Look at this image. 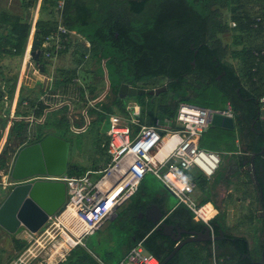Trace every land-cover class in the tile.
Wrapping results in <instances>:
<instances>
[{"label":"trees","instance_id":"obj_1","mask_svg":"<svg viewBox=\"0 0 264 264\" xmlns=\"http://www.w3.org/2000/svg\"><path fill=\"white\" fill-rule=\"evenodd\" d=\"M126 3L129 4V8ZM21 4V14L0 11V52L22 55L26 49L30 29L27 21L29 15L27 8L31 5V0H22ZM56 7L57 0H42L40 11H47L49 17L44 20L39 17L36 21L35 37L40 41L57 26L58 19L55 18L54 10ZM225 10L229 12L230 22H234L235 26H231L224 20ZM115 16L124 17L127 22L116 21ZM163 17L169 19L188 17L190 25L175 36L167 38L161 35L162 31H160L163 28L160 19ZM60 18L66 28L75 31L90 44L89 49H86L89 54L87 55L96 61L105 59V67H110L117 75V77L112 75L109 83L111 90L106 94L110 96L109 102L103 100L87 109L86 115L91 118L89 121L91 127L102 126V123L107 122L108 115L114 112L125 115L124 101L126 99H121L116 95L121 83L152 87L151 85L157 83V77L166 79V90L160 95L168 96L166 103L161 102L154 95L148 104L144 101L145 96H149L147 94L128 96L134 98L140 106L145 107L147 122L153 121L157 113L165 117H173L181 102L192 104L194 98L209 102L212 100V89L217 88L219 94L223 96L224 104L229 100L236 113V130L240 140L244 136L249 138L245 148L241 150L243 155L237 157L238 168L243 169L246 164L252 162L257 180L264 188V152L260 153L264 147V117L259 116V98L264 95V63H262L264 60L256 63L257 57L254 55V51L261 48V38L264 35V0H151L150 4L147 0H125L123 7L120 5V0H64ZM231 31L237 33L233 35V45L242 44L239 50H229L228 46L225 50V47L221 45L219 35ZM156 34L158 40L154 42L151 37ZM243 35L257 38V43H243ZM176 40H181L180 47L175 45ZM1 46L7 48L2 49ZM144 51L147 53L146 60L140 58ZM227 52H230L231 57L239 58L236 66L223 60ZM83 55L87 56L85 52ZM192 61H195V66L192 65ZM39 62L45 64L46 61L40 58ZM76 72L75 68L68 69L66 72L68 74L62 82L74 78ZM189 74H197L196 85L188 81ZM217 76H221L220 81ZM88 89L90 93L95 92L94 85ZM13 90L14 85H5L4 91L0 87V101L5 95L9 98ZM67 107L49 112V114H56V116L59 114L57 118L64 119L65 114L60 112L67 111ZM202 107L210 108V106ZM45 108L46 106L41 102L35 108V116L42 115ZM219 108L221 107L216 106L212 109ZM15 114L16 116L26 115L17 111ZM5 120L3 118L0 121V138L6 125ZM23 128V122L14 121L9 131V134L13 133L19 138L20 143H22L20 138L23 136ZM48 133L36 134L29 143L40 140ZM231 133L233 136L230 135ZM222 136L215 132L205 134L202 136L201 146L205 147V142L217 143ZM225 137L226 140H230L226 146L233 142V146H228L226 149L238 151L234 143V131L226 130ZM9 141L11 140L7 138L6 143ZM252 155L253 159H251ZM0 168H8L5 150L0 153ZM86 169L68 162L65 174L78 176ZM194 180L200 188L208 181L203 174H199ZM210 224L215 234L223 229L217 216L211 219ZM204 225L200 224L199 228ZM161 240L158 231H154L142 240L144 248L154 254L159 259V263L174 247V243L171 242L169 250H161L163 244ZM13 242L19 252L26 244L22 239H13ZM137 242H133L130 248ZM217 246L226 248V252L215 249L217 264H258L254 262L256 250L249 247L247 239L243 236L225 234L223 240L217 241ZM263 246L264 244L261 249ZM195 253L194 250L189 251L188 260L192 261ZM182 260L181 252H179L165 264H173V261L180 264ZM58 264L102 263L92 255L87 245H78L69 252L64 261ZM200 264H208V259H203Z\"/></svg>","mask_w":264,"mask_h":264},{"label":"built area","instance_id":"obj_2","mask_svg":"<svg viewBox=\"0 0 264 264\" xmlns=\"http://www.w3.org/2000/svg\"><path fill=\"white\" fill-rule=\"evenodd\" d=\"M41 1L31 0L28 7L30 9L37 5L34 18L29 21L26 44L30 43V46L32 37L35 36V24L38 19L36 16ZM63 3L64 0H57L59 13ZM230 25L235 26V23L231 21ZM73 33L75 31L66 28L58 19L56 28L39 43L40 58L45 61L55 60L70 45ZM261 43V48L254 51L256 63L264 60V35ZM27 48L28 45L25 55L28 54L30 59V47L29 50ZM252 70L254 71L255 67ZM1 89L5 90L3 86ZM4 99H7L6 95ZM259 104V116L263 118L264 95L259 98ZM125 110V115L109 114L108 127L101 130L106 138L103 146L108 157L104 165L88 168L78 176L36 175L25 180L63 181L66 185V201L36 232L22 228L21 239L26 244L15 257L13 264H58L64 261L73 248L83 245L85 236L100 228L114 215L118 207L137 192L147 173H152L158 178L174 195L178 205L186 207L196 221L204 223L212 230L210 221L214 218L216 210L209 202L199 203L195 200L196 185L189 173L192 168H198L209 179L219 168V154L200 148L199 140L210 126L214 113L220 112L222 115L233 117L231 104L228 102L226 109L215 110L181 102L173 117H165L163 120L158 118L150 124L141 121L139 105L128 106ZM87 124L72 125V129L83 132ZM5 140L1 142V146ZM18 183L20 182L11 179L5 185ZM208 204L211 205L209 211H202ZM53 217L56 219V222H53L55 227L49 224ZM118 264H159V259L146 251L142 242H138L123 255Z\"/></svg>","mask_w":264,"mask_h":264},{"label":"crops","instance_id":"obj_3","mask_svg":"<svg viewBox=\"0 0 264 264\" xmlns=\"http://www.w3.org/2000/svg\"><path fill=\"white\" fill-rule=\"evenodd\" d=\"M227 13H229V12L227 11ZM225 15H226V10L223 12V16H225ZM232 34L234 35L237 33L233 32ZM242 39H243V43H245V44L246 43L247 44H254V43L256 44L257 43V40H256L257 38L256 39L253 38L250 41L249 35H243ZM221 45L223 47H225V50H226V45H224V44H221ZM232 45H233V43H232ZM233 46H234L233 50L234 49L239 50V49H241L242 44H238L237 46L233 45ZM29 47H30V43L28 44V48H27L28 50H29ZM1 48L4 49L7 47L1 46ZM66 51L61 52L57 56V58L53 61H46L45 64H43V62H39V64L41 63L43 65V70H41L39 68V64L35 60H33L32 58L28 59V54L25 55V51L21 56L9 54V53H5V52H0L1 85L3 86V88H5V85L6 86L14 85V90L12 91V94H10L9 98H7L8 99V101H7L8 105H6L7 107H6L5 111L1 112L2 114H0V121L3 120V118H5L7 113H9V115H13V117L11 118V122L9 123V126L7 127L9 129V131H10V128L13 125L14 121H21L24 123L23 136L20 138V139H22L21 140L22 143H20V144L29 143V141L37 134V128L36 127L39 126L40 124H42L43 117L45 115L49 114V112L56 111V110L58 111L61 108L68 106V104H67L68 102L71 103V111L68 110L66 113L70 119V122H73L76 126H79L82 124L86 125L87 120H88V124L86 126L85 131L88 129L87 127L90 126L89 121L91 120V118H89L87 115L84 116V111L92 100H94L100 96L99 93H97V91L94 93H90L89 89L85 88L83 83H81L77 74L71 80H69L67 82H62L64 80V77L67 76L68 73H66V72L69 68H60V69L58 68L57 69V76H55L54 74H51L49 72V66L52 68L54 66L55 62H58V60H60L58 58L62 57L61 55L63 53H66ZM227 53L228 54H225V56L223 58L224 61L229 62L226 58V55H228V57H230L234 61H239V58L231 57L230 52H227ZM8 57L10 59H8ZM13 57H17V58H15V60H18L16 62L17 67H14L13 68L14 71L10 72L9 70H11V69H7L5 67V65L7 64V61L11 60V58H13ZM191 63H194V61H192ZM192 65L195 66L194 64H192ZM8 72H10V73H8ZM11 74H13L14 78L12 77L11 80L5 79V78H8V76ZM217 79L219 81L221 80L220 78H217ZM159 84L160 83L157 82L156 84L151 85L152 87H147V86L146 87H140L139 85L134 86V87L153 89V88L162 86ZM163 85H166V84H163ZM131 86H133V85H131ZM144 95H146V94H144ZM105 96H103L98 102L103 101ZM130 97H134V96H130ZM7 99L3 98L4 101H6ZM3 100H2V102H3ZM41 102L43 105L46 106V108H45L43 114L37 117V116H35V108H37V106ZM98 102H96L93 105L88 106V108L96 105ZM228 102L231 104V102L228 100L224 104V107H221V108L215 109V110L226 109ZM78 103L83 104L82 108L80 110H77V111L73 110V109H75L74 106L75 105L77 106ZM134 105H139V104L137 102ZM231 107H232V104H231ZM69 108H70V106H69ZM16 111L22 113V115H25V114L26 115L25 116H16V114H15ZM232 111H233V118L235 119L234 129H232V131H234V134H235L234 143H235L238 151H232L231 149L230 150L226 149V147H228V146L229 147L233 146L230 143H228V146H226V137L224 138V135H226V130H231V129H226L223 127L210 125L208 127L209 130L207 128L206 131L203 132V135L211 133V132H215V133H218V135H221V136L223 135V136L220 140H217V143L205 142V144H206L205 147H202L201 143H202V136L203 135H201L200 140H199V147L202 149H209L210 151L216 152L219 155L223 156V158L221 159L219 168L216 170V173H214V176L212 175L213 177L211 176L209 179H207L208 180L207 183H205L201 188L198 187L197 182H196V180H194V178H196L199 174H202V172L198 168H192L190 170L189 174H190L191 179L195 182V185H196V187L194 189L195 200L199 203H203L206 201V202L211 203L214 206V209L216 210V214L214 217H216V216L219 217V220L221 221V224L223 226V229H221L222 233L223 234H231L233 236L245 237L248 241L249 247L251 248L250 241L246 235H243L242 233H240V235H235L231 232L232 227H229L231 225H229V224H228V226L226 225L227 224L226 223V219H227V215H226V182L229 180V177H231V174H232L231 168L236 167L238 170H242V168H238V161H236V163H233L234 165H231L226 171V156H227V158H229V157L233 158L234 157L235 159H237L238 155H241V154L243 155V152L240 149L239 133L236 130L237 129L236 113L234 112L233 108H232ZM57 116H59V114H57ZM86 117H88L89 119H87ZM140 118H141V121L145 124H150L155 119H158V117L156 116L153 121L147 122V119L143 118L142 111H141ZM5 128L6 127H4V130H5ZM102 128H103V125L100 127H97V126L91 127V129H93V130H91V132L96 131L94 138H93L95 146H96V152H97V154L94 155L93 158L95 157L96 158L95 160L99 162V164L96 165V167L104 165L108 160L107 154L105 152V147L103 146L105 144L106 140H105L104 135L101 132ZM85 131H83V132H85ZM4 138H6L5 135H4ZM1 139H2V137H1ZM1 139H0V141L2 142ZM247 141H249V138H247ZM1 147L2 146L0 143V149H1ZM251 159H253V158H251ZM251 163L246 164L244 167H250V171L252 172L253 163L252 164ZM92 167H95V166L93 165ZM85 168L88 169L89 167H85ZM233 171H236V170H233ZM251 172H250V176H251L253 184H254V189H255V192L257 195V199H258L257 203H258L259 202V196H258L257 191H258V185L260 183L258 180H257L258 184L255 183L254 175H253V173L251 174ZM218 173H220L219 174L220 176L218 175ZM255 176L257 179L256 172H255ZM144 179H145V176L142 179L137 192L128 201H126L123 205L118 207L116 209L114 215L109 219V220H114L117 217L121 216L120 218L122 221V230L127 231V233L124 235V237L122 239H120L118 241V243H115L113 239H110L108 241L106 249L104 250V252L100 256H98V254H95L93 249L90 248L92 255L100 263H102V264H113L115 261H117V264H118L119 260L130 249V245L133 242H135V241L142 242L143 239H146L151 233H153L154 231L152 230L153 229L152 219H154L157 215V211H156L157 207H160L164 211V214H165L164 217H166L165 219L168 220L169 224L184 226L185 228L194 229L197 231L201 230L199 228V225L204 224V223L196 221L193 218L192 213L186 207H184L182 205H178L177 200H176L175 204H172V201L170 199L171 193L164 187L163 184H162L163 189H159L157 191L150 190L149 187H146V188L144 187V184H143ZM160 183H162V182L160 181ZM142 190H143L142 198H140L139 196H140V193ZM259 191H262V201H263V190L260 189ZM218 192H219V195L215 196V194ZM171 195L174 197L173 194H171ZM263 203H264V201H263ZM255 209H256V215H257L256 217H258L259 219H261L264 222V216H260L257 214V206ZM106 222L102 226H105ZM100 228H98L97 230H99ZM162 230H164V229H162ZM162 230L158 231L159 236L162 239L161 242H163V244L161 243L162 244L161 250L167 251V250H169V247H170L169 245L173 241H172L171 235H168L166 233V231L163 232ZM263 231H264V226H263L262 232H261V242L258 245V247L256 249L255 256H254V258H255L254 262L258 261L260 259L261 251L264 248V246H263L261 249V246L264 244V232ZM211 232L214 235L213 228H212ZM91 234H89V235H91ZM89 235H87L83 238V240H82L83 245H86V242H84V240ZM183 237H186V235H183ZM97 244H100V242L98 241ZM174 246H175V243H174ZM215 249H216V246H215L214 240L211 242L210 241H194V242H190V244H187L185 246L183 245L178 250V252H176V253L181 252L183 260L180 261V264H200L203 259H208V264H211L214 262L217 264L216 258H215ZM191 250H194L196 252L195 253L196 255L192 261H190V259L188 260L189 251H191ZM176 253H175V255H176ZM174 256L172 258H174ZM172 258L169 260H172ZM177 263L178 262L173 261V264H177Z\"/></svg>","mask_w":264,"mask_h":264},{"label":"rangeland","instance_id":"obj_4","mask_svg":"<svg viewBox=\"0 0 264 264\" xmlns=\"http://www.w3.org/2000/svg\"><path fill=\"white\" fill-rule=\"evenodd\" d=\"M22 0H0V11H9L16 14H21L22 12ZM40 6L38 8V13L36 16V19L40 17L41 20L47 19L48 13L47 11H40ZM37 6V5H36ZM33 7L27 10L29 11V15L27 17V21L31 22L35 15V10L37 7ZM55 10V18L60 19V13L57 9ZM31 14V15H30ZM224 20L230 23L229 19V13L226 12V15L223 16ZM25 19V17H24ZM30 19V20H29ZM37 19V20H38ZM233 32H228L223 35H219V39L221 41V44H224L228 46L229 49H233L234 46L232 45L233 41ZM71 42L69 45V48L67 49L66 53H63L58 59V62H55L54 66L51 68L49 66V72L51 74H54L57 76V69L59 68H75L77 70V76L81 83H83L85 88H89L92 85L95 87V92L99 93V95L103 94L106 85L107 80L110 83L112 80V75L116 76V73L113 69H110V67H107L106 70L103 67V61H96L95 59L88 56V50L90 47V44L78 33L71 34ZM253 39V37H250V41ZM28 45V44H27ZM86 53V57L83 55V53ZM21 56V54L19 55ZM17 57L11 58V60L7 61V64L5 67L9 70L14 71L13 68L17 67V61L15 60ZM227 60L229 63H232L234 66L238 64V61L232 60L228 55H226ZM8 59H10L8 57ZM2 61V60H1ZM5 64V63H4ZM8 72V73H10ZM107 73V80L105 78V74ZM13 74L9 75L8 78L5 79H12ZM14 78V77H13ZM187 79L192 85H196L197 74H189L187 76ZM160 81V82H159ZM156 82L160 83L159 85H162V83H166V79L164 77H157ZM140 83V82H139ZM158 85V86H159ZM2 87V85H0ZM5 89V88H4ZM110 88L107 93L110 92ZM212 100L209 102H203L202 99H196L194 98L193 103L195 105L199 106H210V109L214 107H224V99L223 96L219 94L217 88L212 89ZM161 93L156 96L161 102L166 103L168 101V96H160ZM112 96V95H111ZM151 96V95H149ZM149 96H145L144 101L146 104L150 103L152 101ZM109 94L108 96H105L103 99L106 102H109ZM8 99L6 101L3 100L0 101V114L1 112H4L6 109V105H8ZM6 103V104H5ZM135 103V99L133 98H126V101H124L125 108L128 106H133ZM192 103V104H193ZM83 104L78 103V105L74 106L75 111L80 110L82 108ZM143 118H147V110L144 109L145 107L140 106ZM69 110V105L67 107V111ZM67 111L62 110V114H65V118L59 120L57 118L56 114H47L43 117V122L39 126H37V134L40 135L41 133H53L59 137H62L70 142V148H69V156H68V162L75 163L80 168L82 167H89L91 168L93 165L96 166L99 164L98 161H96L94 155L97 154L96 152V146L94 143V135L95 132H91V125L87 127L88 129L85 132H75L72 129V125H75L73 122H70V119L67 115ZM159 112V111H157ZM117 113V112H115ZM123 114V113H122ZM6 115V114H5ZM9 113L5 116L6 118V128L2 132V142L4 139L9 138V142L6 143V140L4 141L3 146L1 147V151H6V157H7V164L8 168H0V204L5 199L9 191L12 189L15 185H5V183H8L11 181V178L9 176V171L13 162V159L15 157V154L17 153L18 149L23 145L20 144L19 138H17L13 133L9 134V129L7 128L9 126V122H11V118L13 115L8 116ZM157 117L160 120H163L165 116L161 115L160 113L156 114ZM82 118V117H81ZM89 119L88 117H86ZM171 118V117H169ZM57 119V120H55ZM83 119V118H82ZM103 128L102 130H105L108 127V119L107 122L102 123ZM17 127V126H16ZM4 135L6 138H4ZM7 135V136H6ZM230 135L233 136L231 133ZM235 136V134H234ZM233 139V137L231 138ZM230 142V140H226V143ZM247 142V137H241L240 140V149L243 150L245 148ZM1 143V141H0ZM94 143V144H93ZM92 144V145H91ZM233 144V142H232ZM0 151V153H1ZM15 151V153H12ZM222 159L223 156L219 155ZM239 156V155H238ZM237 159L234 157L227 158L226 156V171L231 166L234 165L233 163H236ZM236 170V171H233ZM231 177H229V180L226 182V225L229 227H232V233L235 235H240L242 233L243 235H246L247 238L250 241V246L253 250H256L258 245L261 242V232L262 228L264 226V222L256 217V206H257V195L254 189V184L252 181V178L250 176V167H245L242 170H238L237 168H231ZM216 173V172H215ZM220 173H218L219 175ZM217 175V176H218ZM214 176V174H213ZM212 176V177H213ZM220 176V175H219ZM144 187H149L150 190H159L163 189L162 183L156 178L152 173H147L145 175L144 179ZM142 192L140 193V198H142ZM219 192L215 194V196H218ZM170 199L172 201V204H175L176 199L170 194ZM121 217V216H120ZM117 217L114 220H108L105 224V226H102L99 230L94 231L91 235H89L84 242H86V245L93 249L95 254H98V256L102 255L104 250L107 247L108 241L110 239H113L115 243H118L120 239L124 237V235L127 233V231L122 230V221L121 218ZM56 222V219L53 217L49 224L54 226V223ZM20 228L16 233L10 234L7 231H5L3 228L0 227V264H13L15 257L19 253V251L15 248V244L13 242V239H21L23 237V229ZM100 242V244H97V242ZM225 261V260H224ZM36 264V263H32ZM113 264H117V261H115Z\"/></svg>","mask_w":264,"mask_h":264},{"label":"water","instance_id":"obj_5","mask_svg":"<svg viewBox=\"0 0 264 264\" xmlns=\"http://www.w3.org/2000/svg\"><path fill=\"white\" fill-rule=\"evenodd\" d=\"M40 40L33 36L30 46L29 56L39 64L41 57L39 49ZM105 59L103 67H105ZM194 64V63H192ZM39 68L43 70L40 63ZM107 80V73L105 74ZM109 90L107 80L106 89L96 99L92 100L88 106L98 102ZM166 90V85L153 89L138 88L127 83H121L118 87V96L125 98L136 95H154L158 96ZM71 111V103H67ZM86 107L84 113L86 114ZM235 119L233 117L222 115L220 112L213 114L211 124L226 129H234ZM70 142L53 133H48L40 140L23 144L15 154L9 176L12 180L20 183L16 184L9 191L5 199L0 204V227L10 234L16 233L20 228H26L31 232L39 230L56 212H58L66 201V185L59 180H35L25 182L28 178L36 175L60 176L65 174L68 165ZM264 152L262 147L260 153ZM254 156L252 155L251 158ZM252 164V163H251ZM255 183H258L255 176V169L252 166ZM260 198L257 203V214L264 216V203L262 201V191H257ZM163 206V205H162ZM157 215L152 219L153 231L164 229L168 235H171L175 243L170 253L159 263L165 264L176 252L185 244L194 241H213L217 237L213 235L209 226L197 231L185 228L184 226L169 224L164 217V211L157 207ZM169 232V233H168ZM221 237L222 230H219ZM186 235V237H183ZM258 264H264V248L261 251L260 259L255 261Z\"/></svg>","mask_w":264,"mask_h":264},{"label":"flooded vegetation","instance_id":"obj_6","mask_svg":"<svg viewBox=\"0 0 264 264\" xmlns=\"http://www.w3.org/2000/svg\"><path fill=\"white\" fill-rule=\"evenodd\" d=\"M139 1H141V0H139ZM150 1L151 0H147V2L149 4H150ZM120 5L122 7L125 6V0H120ZM126 6L129 8V4L128 3H126ZM115 17H116V21H119V22H122V23H126L127 22L124 17H120V16H115ZM160 22H161V24L163 23V28L162 29L159 28V29H161L160 31H162L161 35H165V37L167 36V38L170 37V36H175V34H178V33L182 32L183 30H185L190 25V23L188 21V17H177V18H172V19H169L167 17H163V18L160 19ZM156 33H157V31H156ZM116 36H117V33H116ZM156 37H158L157 34L156 35H153V37H151L154 40V42H157L156 40H158V39H156ZM175 45L177 47H180L182 45L181 40H176L175 41ZM159 48H161V47H159ZM195 53H196V51H195ZM140 58L143 59V60H146L147 53H145V51H144L143 52V55L140 56ZM194 65H195V61H194ZM217 78H220L221 79L220 76H217ZM116 95H117V97H119L118 96V91H117V94ZM126 98L127 97L121 98V99H126ZM234 168L236 169V167H234ZM251 174H252V172H251ZM260 189L264 191L263 186L259 184L258 185V190H260ZM259 200H260V198H259ZM205 226H207V225L201 226L200 229H203ZM162 231L165 232V230H162ZM214 236L217 237L216 239H214L216 248H218L219 250H222V251H225L226 252V248L223 247L224 248V250H223V248H220V247L217 246V241L223 240L225 238V234H223V236L221 237L220 232H218L217 234L214 233Z\"/></svg>","mask_w":264,"mask_h":264},{"label":"bare ground","instance_id":"obj_7","mask_svg":"<svg viewBox=\"0 0 264 264\" xmlns=\"http://www.w3.org/2000/svg\"><path fill=\"white\" fill-rule=\"evenodd\" d=\"M210 208H211V205L208 204L205 208H203L202 211H204V212L209 211Z\"/></svg>","mask_w":264,"mask_h":264}]
</instances>
